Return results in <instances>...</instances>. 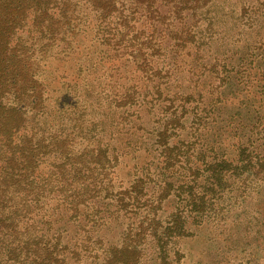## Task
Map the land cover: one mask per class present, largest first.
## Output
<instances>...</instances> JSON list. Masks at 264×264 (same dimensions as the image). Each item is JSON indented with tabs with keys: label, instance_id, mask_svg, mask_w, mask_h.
<instances>
[{
	"label": "trees",
	"instance_id": "obj_1",
	"mask_svg": "<svg viewBox=\"0 0 264 264\" xmlns=\"http://www.w3.org/2000/svg\"><path fill=\"white\" fill-rule=\"evenodd\" d=\"M241 8L264 22V0ZM235 11L220 0H0V264H80L111 204L118 220L144 217L97 264H139L148 238L159 264H178L170 239L226 193L264 183V35L231 43ZM51 59L78 60L56 96L39 76ZM113 141L130 149L122 156L144 152V172L117 188ZM169 197L176 211L160 232Z\"/></svg>",
	"mask_w": 264,
	"mask_h": 264
},
{
	"label": "rangeland",
	"instance_id": "obj_2",
	"mask_svg": "<svg viewBox=\"0 0 264 264\" xmlns=\"http://www.w3.org/2000/svg\"><path fill=\"white\" fill-rule=\"evenodd\" d=\"M254 1L220 0L225 6H234L235 14L238 15V18H231L227 23L229 28H232V31L228 32L230 33L229 37L227 35V39L230 38L231 43L236 41L239 45H243L245 42L256 41L261 35H264L262 18H259L251 10L246 11L241 8L243 4H253ZM77 62V59L67 62L51 59L41 70L39 76L48 84L49 92H53V96L64 92V88L74 82L73 78L77 76L74 66L77 65ZM63 72L65 74L72 72L71 76L73 77L62 78ZM53 118L54 116L51 115L48 121L55 123ZM148 140L149 144H152L155 138ZM127 150L130 149H125L123 144H118L115 141L110 146V156L118 155L120 157V162L114 167L116 188L130 184L134 175L135 178H139L141 172H144L140 167L144 159L143 150L136 158H131V155L122 156ZM2 164L3 161L0 160V166ZM152 178L156 179L155 174ZM151 184L154 185L155 181H151ZM246 188L248 189L245 191L246 195L236 191L226 193L219 203L214 205L215 210L207 213L201 224L187 225L180 238L170 239L169 247L177 248L180 251L178 264H264V183L248 181ZM109 206L110 211L105 213L108 222L102 228H98V234L102 236V239L93 240L91 244L86 245L85 249L92 255L80 259V264H97L102 261L107 250L111 249L113 244H119L124 233L128 229H135L137 222L144 217L143 213L128 214L126 218L118 220L117 214H113L114 204ZM176 207L177 200L174 197L164 200L158 211L155 228H160L159 231L162 232L170 225ZM147 216L146 227L149 222L147 218H150L149 215ZM61 226L60 230L71 236L77 231V228L65 225L63 222ZM63 240L65 241V236L62 237ZM147 242V246L140 248L139 264H159L155 251L156 242L151 238H148ZM76 243V240L71 241V245ZM170 256L173 257V251Z\"/></svg>",
	"mask_w": 264,
	"mask_h": 264
}]
</instances>
